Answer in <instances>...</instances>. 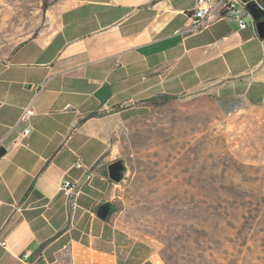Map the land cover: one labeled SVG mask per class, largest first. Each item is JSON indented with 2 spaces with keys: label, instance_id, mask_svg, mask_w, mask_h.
Returning <instances> with one entry per match:
<instances>
[{
  "label": "crops",
  "instance_id": "crops-1",
  "mask_svg": "<svg viewBox=\"0 0 264 264\" xmlns=\"http://www.w3.org/2000/svg\"><path fill=\"white\" fill-rule=\"evenodd\" d=\"M9 4L0 0V264H163L113 213L97 217L118 187L108 175L117 133L162 95L264 110L258 22L241 30L215 11L190 33L196 0H41L37 29L36 0ZM30 84L44 89L35 97ZM65 180L81 185L75 213Z\"/></svg>",
  "mask_w": 264,
  "mask_h": 264
},
{
  "label": "rangeland",
  "instance_id": "rangeland-1",
  "mask_svg": "<svg viewBox=\"0 0 264 264\" xmlns=\"http://www.w3.org/2000/svg\"><path fill=\"white\" fill-rule=\"evenodd\" d=\"M149 106L116 136L112 222L163 264H264V110L197 94Z\"/></svg>",
  "mask_w": 264,
  "mask_h": 264
},
{
  "label": "built area",
  "instance_id": "built-area-1",
  "mask_svg": "<svg viewBox=\"0 0 264 264\" xmlns=\"http://www.w3.org/2000/svg\"><path fill=\"white\" fill-rule=\"evenodd\" d=\"M253 0H196V6L191 11L189 17L192 20L190 33H196L203 30L215 11L220 13V18L236 22L239 28L246 29L249 25L247 19H252V16L247 8L248 4ZM252 23L254 20L252 19ZM44 89V85L30 84L29 90L37 97ZM69 107H67L68 109ZM36 112L32 105L26 107L21 114L19 123L26 124L23 130V137H27L31 131V119L35 116ZM75 168L85 169L81 161L75 163ZM91 175H88L86 180H91ZM62 192L68 200L69 208L72 213L79 209V198L82 194L81 185L71 180H65L60 186ZM27 254L26 257H29Z\"/></svg>",
  "mask_w": 264,
  "mask_h": 264
},
{
  "label": "water",
  "instance_id": "water-1",
  "mask_svg": "<svg viewBox=\"0 0 264 264\" xmlns=\"http://www.w3.org/2000/svg\"><path fill=\"white\" fill-rule=\"evenodd\" d=\"M252 19L257 23V28L262 37H264V0H253L247 6ZM5 154V149H0V157ZM125 173V166L122 160H116L108 167V175L114 183H120L123 180ZM111 212V203L104 202L98 209L97 217L103 221L108 219Z\"/></svg>",
  "mask_w": 264,
  "mask_h": 264
},
{
  "label": "trees",
  "instance_id": "trees-1",
  "mask_svg": "<svg viewBox=\"0 0 264 264\" xmlns=\"http://www.w3.org/2000/svg\"><path fill=\"white\" fill-rule=\"evenodd\" d=\"M170 100H172L171 97L162 95V96H159V97H157L155 99H152L151 101H149V103H151V105L167 104ZM96 115H97V113H91L89 115V117H94ZM112 213H113V210H111L109 216H111Z\"/></svg>",
  "mask_w": 264,
  "mask_h": 264
}]
</instances>
